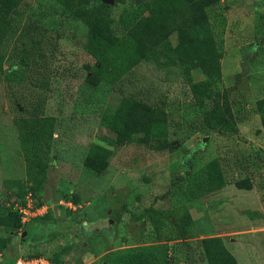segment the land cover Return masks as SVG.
Returning <instances> with one entry per match:
<instances>
[{
	"label": "rangeland",
	"instance_id": "374dc122",
	"mask_svg": "<svg viewBox=\"0 0 264 264\" xmlns=\"http://www.w3.org/2000/svg\"><path fill=\"white\" fill-rule=\"evenodd\" d=\"M21 3L20 30L4 49L0 66V215L12 212L28 191L32 205L39 201L50 207L21 230L0 226V261L38 252L55 264H207L199 239L220 236L238 264H264V139L254 106L264 78L236 73L239 48L242 60H248L264 46L259 19L264 0H218L205 9L221 51L234 133L203 125L184 75L160 48L117 82H87L86 64L93 61L85 47L89 19L108 17L112 34L120 37L144 13L141 0ZM79 7L92 16L73 14ZM168 42L173 44L174 37ZM255 60L264 70V54ZM191 77L202 78L199 69ZM134 100L164 111L169 149L139 141L144 126L126 141H111L116 134L102 124L103 115L115 113L122 123ZM35 115L52 116L54 125L45 178L31 190L13 119ZM89 148L106 155L101 172L83 166ZM215 166L225 184L210 190ZM236 180L251 188H237ZM146 206L170 210L174 218L154 230L142 217ZM53 219L57 224L46 229Z\"/></svg>",
	"mask_w": 264,
	"mask_h": 264
},
{
	"label": "trees",
	"instance_id": "16d2710c",
	"mask_svg": "<svg viewBox=\"0 0 264 264\" xmlns=\"http://www.w3.org/2000/svg\"><path fill=\"white\" fill-rule=\"evenodd\" d=\"M112 1L113 4H123L126 0ZM217 1L141 0L144 13L135 17L120 37L112 34L108 17L102 14L92 16L91 10L83 7L72 10L75 15L92 16L87 23L88 40L85 45L87 53L93 59L90 64H86L87 82L92 86L101 81L117 82L152 49L160 48L164 55L177 64L184 75L192 103L197 107L203 125L218 133H234L236 122L228 99V90L221 81V51L212 37L205 10ZM24 8L21 0H0V66L4 49L20 30ZM259 19L264 24V12L259 14ZM169 36L174 37L173 44L168 42ZM193 69H199L202 78L193 80ZM254 106L264 135V96L256 98ZM129 111L126 115L122 114L125 117L122 123L115 113L103 115L102 124L116 134L112 142L126 141L138 127L144 126L139 141H149L152 148L157 150L170 148L165 136L166 117L161 108L134 100V105ZM13 124L25 162V173L31 180L30 189L37 190L46 174V155L51 144L54 119L48 115H35L14 118ZM82 163L86 168L98 173L106 166V155L96 148H89ZM224 184L222 174L215 166L208 180V189L215 190ZM234 185L237 188H251V185L243 180L234 181ZM141 214L154 230L159 229L165 219L174 218L170 210L153 206L144 207ZM4 224L18 228L24 226L19 221V215L13 210L0 215V226ZM56 224V219H53L46 229ZM177 227L182 229L181 224H177ZM2 243L4 238L0 236V244ZM199 245L207 264H238L220 236L203 237L199 239ZM37 254L38 252L28 255ZM15 257L4 258L0 264H12ZM131 264L141 262L135 261Z\"/></svg>",
	"mask_w": 264,
	"mask_h": 264
},
{
	"label": "built area",
	"instance_id": "2783aa9c",
	"mask_svg": "<svg viewBox=\"0 0 264 264\" xmlns=\"http://www.w3.org/2000/svg\"><path fill=\"white\" fill-rule=\"evenodd\" d=\"M30 192L28 191L23 198H19L17 202L13 205V211H15L19 215V221L21 225L28 222L32 217L42 216L44 213L47 212L50 205L46 203H35L34 205L31 204L30 199ZM65 204L66 207H72L70 202L62 203ZM49 207H48V206ZM74 208V206L72 207ZM21 230V227L18 228ZM12 264H55L43 254L38 253L37 255H28L27 253H21L15 257Z\"/></svg>",
	"mask_w": 264,
	"mask_h": 264
},
{
	"label": "crops",
	"instance_id": "0c3cea01",
	"mask_svg": "<svg viewBox=\"0 0 264 264\" xmlns=\"http://www.w3.org/2000/svg\"><path fill=\"white\" fill-rule=\"evenodd\" d=\"M241 47V46H240ZM263 49H264V46H263V44H261L260 46H258L257 47V49L255 50V51H253V54L250 56V58L248 59V60H245L244 58H243V60H242V52H241V50H240V48H239V62L241 63V66L240 65H238V72H236V73H238L239 74V76L240 75H244L245 77H248L249 79H251V78H255V79H257V80H262L263 78H264V75H260L259 74V72L260 71H262L263 69H261V70H259L260 69V67H261V65H258L257 64V62H256V60H255V58L257 57V60L258 59H261V57H262V55L264 54V51H263ZM260 50H262L261 52H260ZM254 56V57H253ZM244 63V67H242V62ZM257 65V66H256ZM241 67V68H240ZM237 71V70H236ZM264 71V70H263ZM261 83V82H260ZM263 89H264V86L263 87H260V95H258V96H256L255 98H254V100L256 99V98H259V97H262V96H264V91H263ZM258 130H259V133H260V135L262 136V138L264 139V135H263V132H262V129H261V127H260V124H259V126H258ZM264 148V147H263Z\"/></svg>",
	"mask_w": 264,
	"mask_h": 264
}]
</instances>
